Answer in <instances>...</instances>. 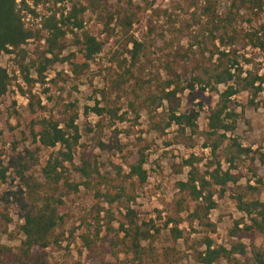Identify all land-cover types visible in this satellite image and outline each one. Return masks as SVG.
Segmentation results:
<instances>
[{
  "label": "trees",
  "instance_id": "obj_1",
  "mask_svg": "<svg viewBox=\"0 0 264 264\" xmlns=\"http://www.w3.org/2000/svg\"><path fill=\"white\" fill-rule=\"evenodd\" d=\"M169 2L164 7L157 6L155 0H0V60L3 55H15L19 60L18 69L27 90L18 87L29 97L33 113L31 136L38 150L52 151L45 164L40 163L37 152L28 151L25 156L13 158L11 167L6 166L5 155L0 152V181L6 183L11 170L22 181L14 198L23 220L19 246L0 242V264H51L49 250L60 244L61 230L69 222L63 213L65 199L82 189L95 201V235L82 236L85 247L93 251L96 244L92 238L99 239L105 227L106 236L111 237V259L103 258L102 264H182L185 253L178 247L181 242L194 251L197 264H264V202L260 188L251 182L240 185L237 176L223 165L235 169L243 158L254 153L234 137L238 114L232 103L242 93L257 96L263 91L264 74L247 70L246 65L252 61H244L242 52H264V0ZM66 4L69 8H58ZM50 6L55 9L50 8L43 17L42 32L27 26L29 15L39 18L38 10ZM88 14L103 27L101 35L107 34V41L121 39L120 50L114 53L115 81L111 89L102 92L105 106L97 105L89 111L101 117L109 115L116 122L128 121L129 113L120 115L109 92H117L120 101L122 95H131L128 87L132 86L137 100L129 104L130 111L137 119L141 111L148 113L151 132L163 134L176 128L179 145L193 148L203 140L204 149L211 151L212 161L205 171L197 156L183 161L182 169L189 168L187 180L176 184L178 195L158 212L156 219L143 220L133 208L139 190L149 180L148 147L139 149L128 173L116 167V177L105 175L97 157L80 150L78 104L62 100L60 118L56 119L39 118L38 110L43 113L45 107L40 100L37 107L34 103L38 97L33 88L46 85L51 68L69 64L70 73L79 80L105 51L107 42L87 29ZM143 18L149 34L145 41L133 33ZM121 34L124 37L120 38ZM31 41L44 44L28 63L25 47ZM72 45L80 48L88 63L78 64L75 55L65 56ZM16 81L18 77L0 64V100ZM196 89L219 97L216 106L206 113L204 131L198 112H182L181 95ZM259 160L264 165V152ZM32 164L41 166V178L31 172ZM231 186H236L232 197L244 216L230 232L234 242L218 245L211 238L217 233L211 214L217 208V195L224 196ZM115 209L120 211V219ZM12 223L9 212L0 210V236L11 235ZM200 228L209 234H204L203 251L192 246L193 235Z\"/></svg>",
  "mask_w": 264,
  "mask_h": 264
},
{
  "label": "rangeland",
  "instance_id": "obj_2",
  "mask_svg": "<svg viewBox=\"0 0 264 264\" xmlns=\"http://www.w3.org/2000/svg\"><path fill=\"white\" fill-rule=\"evenodd\" d=\"M157 6L168 7L169 0H155ZM50 8L38 10L39 18L28 16L26 24L35 31L42 32V20L47 16ZM64 10L69 5L59 6ZM57 9V8H56ZM149 14V13H148ZM87 29L100 36L107 42L105 51L97 57L96 62L90 64L89 70L79 80H77L69 69V64H59L51 68L47 73L46 85H36L33 93L38 97L34 101L35 106L38 100L45 107L43 113L39 111V118H60L62 100L66 102H76L78 104L80 117L78 124L82 134L81 151L96 156L102 171L105 175L116 177L117 168L120 167L123 173H128L131 165L135 163L136 153L141 148L148 147L146 169L149 173L147 184L138 192V198L133 204V208L138 212L143 220L156 219L160 211L171 204L178 195L176 184L186 181L189 168L182 169L184 160H189L193 155L201 159L200 167L203 171L212 161L211 151L204 149V141L198 140L195 147L187 148L176 142V128L170 129L163 134L151 132L148 113L141 111V118L137 119L135 114L130 111L129 104L136 102V96L132 95V86L128 87L131 95L119 101L117 92H109L110 98L116 109L121 110L120 115L128 112L127 120L124 123L116 122L109 115L97 116L90 108L105 106L102 92L111 89V84L115 81L113 77L116 67L113 65L114 53L121 45V39L115 38L107 41V34L101 35L103 27L91 14L87 15ZM142 23L134 27L133 33L142 40L148 39V30L145 19ZM264 23V15L262 19ZM124 37L121 34L120 38ZM41 44H44L43 42ZM38 41H31L25 48L29 53L28 63L31 58H36L38 48L41 46ZM73 44V43H71ZM152 53H157L156 49H151ZM243 60H251L250 65H246L247 70L264 74V52L245 50ZM75 55V62L78 64L88 63L83 57L80 48L72 45L65 56ZM15 55H3L0 64L7 68L13 75L18 77L10 93L0 100V152L5 155V164L11 167V161L28 151L38 153L40 163L45 164L52 151L38 150L31 136V120L33 113L30 111L29 97L25 96L19 89L21 86L27 90L23 77L18 69ZM14 72H17L14 74ZM59 74L62 76L59 77ZM224 87H221L222 91ZM218 95H212L209 91L200 89L188 90L181 95L182 112L200 114L199 125L201 131L207 126L206 113L214 108L218 102ZM232 107L238 114L237 129L234 137L245 147L253 150L250 157L243 158L231 169L229 165L223 164L225 170H231L240 180V185H247L251 182L254 186H259L261 191L260 199L264 202V165L259 160V154L264 152V85L263 91L255 96L253 93H242L233 99ZM59 104L61 106H59ZM62 111V109H61ZM143 141L140 142L139 140ZM182 170V171H181ZM32 173L41 178V166L32 164ZM6 183L0 181V210H7L13 220L10 228V236H0V242L10 247L20 245L22 235L20 226L23 224L19 209L15 204L14 194L19 191L22 184L21 179L12 170L9 172ZM259 183V184H258ZM236 186H231L224 196L217 195V208L211 214V220L217 226V233L211 234V238L218 245L230 246V232L235 227V222L243 218V214L238 211L233 200L232 190ZM95 204L90 192L82 189L78 194H73L65 199L63 213L67 216L68 225L61 230V241L59 245L49 250L51 264H102L103 258L106 261L111 259V249L105 230L103 229L99 239H93L96 246L93 251L87 249L82 240V236L87 233L94 237L92 208ZM108 209V207H106ZM116 218L120 219V211L115 209ZM104 221L102 222V225ZM119 225L116 224V228ZM188 228V226H183ZM204 233L200 228L193 235L192 246L203 251L202 240ZM166 243V241H165ZM261 245V243H258ZM178 247L185 253V261L182 264H197L193 259V250L185 246L182 242ZM241 260H245L240 258ZM116 264H121L118 262Z\"/></svg>",
  "mask_w": 264,
  "mask_h": 264
}]
</instances>
